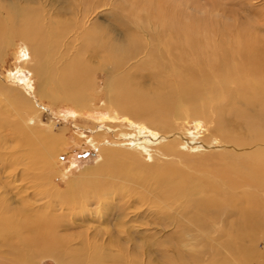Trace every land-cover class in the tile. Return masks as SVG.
<instances>
[{
	"label": "bare ground",
	"instance_id": "obj_1",
	"mask_svg": "<svg viewBox=\"0 0 264 264\" xmlns=\"http://www.w3.org/2000/svg\"><path fill=\"white\" fill-rule=\"evenodd\" d=\"M105 1L0 0V50L16 39L26 43L34 62L25 55L19 71L35 72L51 94L39 87L42 98L86 107L104 71L108 119L123 117L116 130L100 129V139H88L98 154L94 169L106 173V182L90 178L96 171L87 169L68 190L54 187L38 207L31 205L44 194L17 189L12 202L0 185V264H34L40 256L58 264H140L115 234L135 238L124 219L141 206L150 223L176 227L164 245L175 256L160 252L152 262L264 264V7L260 12L251 6L254 0H239V6L255 8L240 15L218 1L209 12L196 6L195 14L187 12L191 0H130L128 8L117 4L128 11L119 35H107L90 19ZM1 95L32 110L18 91L2 87ZM188 119L204 122L199 135L188 130ZM21 121L12 127L16 137L30 138L32 127ZM3 126L0 166L22 161L30 171L28 153L22 155L19 139L13 143L19 156L10 150ZM47 132L35 133V140L58 141L51 128ZM111 133L118 140H107ZM92 201L104 223L115 211L109 231L89 223L73 229L78 225L68 214L90 217Z\"/></svg>",
	"mask_w": 264,
	"mask_h": 264
},
{
	"label": "rangeland",
	"instance_id": "obj_2",
	"mask_svg": "<svg viewBox=\"0 0 264 264\" xmlns=\"http://www.w3.org/2000/svg\"><path fill=\"white\" fill-rule=\"evenodd\" d=\"M129 1L130 0H106L105 1L106 5H104V7L103 6L100 7L101 10L99 9L95 10V13H93L92 16H90V19L92 18L91 21L99 22L101 26H105L107 35H109V32L114 33V31L117 33V35H119L120 33L119 29L121 23L126 21L128 11L117 9V4L122 3L126 6L127 4L130 3ZM218 1L219 3H217ZM191 2L192 4H189V8L187 9V12H194L195 14L198 13L199 11L201 12L213 11L212 7L215 6V3L219 4L222 8H225L226 10L230 9V12L235 11L240 15H246V14L248 15V13L252 11V10L249 11L251 7H246L243 4L242 6H239L240 5L238 3L239 0H221V1L191 0ZM194 2H197L198 4H194ZM252 3L254 4H251V6L257 5V9H259V11L264 7V0H254ZM126 7L128 8V6ZM195 7L200 8L201 10L198 11ZM251 9H253L254 12L255 8H251ZM123 11L125 13H123ZM64 16L65 15H63V17ZM66 17L70 18L71 16L66 15L64 17V20L65 19L67 20ZM30 53L31 51L27 48L26 43L23 42V40L21 39H16L15 41L12 42V44H7L5 45L4 48L2 47L0 50V86H1L0 88L5 87L8 90L10 89V91L14 90L20 92L25 97L24 103H26L27 105H29V107L32 108V110H29L27 107H20L19 105H21V103H17L15 100H13L11 95L10 96L5 95V97L3 95L0 96V98L2 97V101L0 99V114L2 113L0 115L1 117L0 125L1 126L4 125L3 127L5 128V132L7 133L4 134L7 137V141H10L12 143L11 144L12 149L10 150L16 152L17 149H20V148L17 149L14 148L15 146L13 145V143L17 142L16 139H19V141L21 142L20 147L21 149L22 148L23 149L22 152L20 151L21 149L18 151H20L22 155L24 154L25 151L28 153L29 158L27 160V163L30 165L29 168H31L30 171L27 170V172L29 171V173H27L24 170V165H22L24 162L22 161H20L19 164L15 163L14 168L13 166H8V167L0 166V171H1L0 185L8 189L10 193V201L12 202L16 200L13 194L16 193L15 191H17V189H25V188L28 189L29 194L28 193L26 194L29 196L39 197L44 194L45 196L43 195L44 197L42 199H39L40 201L39 203H32L31 205V207L33 206L38 207L42 203L47 204V202L45 201H47V197H49V194L51 195L52 192L55 190L54 187H57L61 191L62 189L65 191L68 190L67 184L69 185V183L72 182L71 180L78 179L77 181H79V178L80 179L82 178V174H84L83 172L87 169L96 171L94 172L95 174L90 175V178L92 177L93 179L106 182L107 179L106 173L104 171H99V169L97 170L94 169L95 167H97L96 163H98L97 162L98 154H97V150L94 148V146L88 139L89 137L91 138L92 136L96 137L97 135L96 131L100 129H104V128L108 129L109 127H112L110 129L116 130L119 122L123 120V117L115 121H110L108 119L109 112L106 109V107H108L110 104L108 102V99H106V94L104 95L105 96L104 99L103 96L101 95V93L105 92L104 85H105L106 75L104 71L98 72L96 76L97 79L95 81V83L97 84L93 85L94 87L90 90V93H88L86 96V103H88L86 107L77 108L74 107L70 102H66V101H59L57 103H52L47 98H42L39 94V87L43 88V84L39 81L35 72L31 74L27 70H22L21 72L19 71V67L21 66L22 60L25 58V55L28 56L30 55L29 58L31 63L34 62V58L33 56H31ZM97 62L98 61L95 60L96 64ZM28 79L29 81L33 82L32 85L34 84L33 85L34 88L30 87L32 88L31 90V92H33L32 94H29L30 88L25 84L26 82H24ZM94 88L96 90H94ZM26 90H29V92H27ZM45 91L49 96L51 95L49 94L48 90ZM4 109L7 113L4 111ZM111 110H114V108H112ZM19 117L21 118L22 121L21 120L20 121L22 123L24 122L26 125L32 127L30 133V135L32 136L30 138H26L25 135L22 137V139H20L21 137H16L15 130L12 127H15L16 125L15 128H17L18 124L20 123ZM179 122H181V120H179ZM185 125L186 127L189 128L188 130L190 132L194 131L196 135H199L201 133L200 132L201 128L203 129L205 124L203 121L200 120L195 121L193 119H188ZM49 127L51 128V131H53V133L49 132L50 136L56 135L55 137L58 141L52 144L46 143L45 141L42 140L36 141L35 140L36 136L34 137V135H36L35 133L46 135V133H48L47 130L50 131ZM113 135L114 134L112 133L111 135L108 134L107 140L108 139L118 140V138L114 139V137L116 136ZM96 138L100 139L99 137ZM24 139L26 141L25 143H24ZM28 141H32V142H28ZM39 141H42L44 145ZM15 145L17 144L15 143ZM46 145L47 147L49 145L51 147L49 146V148L47 149ZM31 148L34 153L30 152ZM38 149L41 150L43 149L45 153ZM18 151L16 153L19 156ZM40 151L43 152L44 154L40 153ZM33 158L37 162H35ZM100 172L102 175L100 174ZM21 175L24 176L26 179H23ZM32 176L34 177L33 181L29 179ZM40 177L42 179H40ZM102 178H105L104 181ZM70 188H72V186ZM87 189L89 188L87 187ZM69 193L70 192H67L64 195ZM92 202H93L92 206L90 207H92L91 209H93V215L91 214L92 216L91 215L89 216L96 220L100 218L99 221L100 223H98V221L96 220L93 219L91 220L90 217L84 216V214L82 213H76L77 210L75 209L76 211H74L72 214L69 213L68 214L69 217H67L69 220L72 219V221L75 222L74 224L78 225L77 227H73V229L74 230L81 228L84 229V225H86V223H89L91 225H97L100 227L105 225L106 230L109 231V228L114 227L115 225L114 224L115 220L113 218V214L115 211H113L112 215L109 217V219H106L105 221L106 223H104V221H102V217H100L98 213L99 212L98 204L94 203V201ZM103 209L104 206L102 205L101 210L104 212L105 210ZM139 209H138L139 211L137 210V212H132V209H130V213L128 217L124 219V221L128 220L125 224L129 228V230L133 233L135 238L132 240L129 237H127L128 233L126 234L118 233L115 234L117 236V240L121 243V245L123 244L125 250L127 251L130 250L129 254L133 253L132 256L134 257L135 255H137V259L139 260L140 264H148L152 262L155 257L156 259H158L157 256L159 255L160 252H163L162 254H166L168 257L169 256L174 257L175 254L172 250L168 252L164 251L165 249L164 245L166 246L170 244L171 239H169V235H171L174 231H176V227H174L173 225H165V223L159 221L156 222L155 220L153 221H155L156 223H150L149 220L151 216L150 213L146 210V207L141 206V208ZM42 210L43 209L41 208V211ZM93 216L94 217L96 216L97 218L96 217L94 218ZM140 219H142L143 221L140 222ZM108 236L109 234L106 233V235H104L102 240L106 239L107 242ZM120 240H122L124 243H122ZM183 240L184 239H180L181 242H183ZM134 245L136 246L135 249H134ZM260 246L264 247V240L262 241ZM184 248L186 250L185 246ZM0 249H2V246H0ZM191 249L192 248H190V250ZM196 250L197 248L195 249V251ZM165 258L166 257H162L158 262L157 261L156 263L152 262L151 264L153 263L166 264L164 263L166 262ZM34 264H58V263L51 257L40 256L34 260Z\"/></svg>",
	"mask_w": 264,
	"mask_h": 264
}]
</instances>
